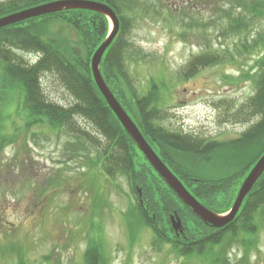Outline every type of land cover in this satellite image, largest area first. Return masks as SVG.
<instances>
[{
  "label": "rangeland",
  "instance_id": "374dc122",
  "mask_svg": "<svg viewBox=\"0 0 264 264\" xmlns=\"http://www.w3.org/2000/svg\"><path fill=\"white\" fill-rule=\"evenodd\" d=\"M258 3L264 0H140L127 11L128 72L139 95L158 86L155 126L223 142L240 138L257 122L248 104L257 94L254 63L263 50L255 39L264 30V5L251 11ZM236 19L240 31L231 29ZM46 25L42 35L65 46L74 61L91 62L72 25L62 19ZM206 53H219L224 61L185 77L190 61ZM19 54L32 65L39 58ZM42 76L50 103L74 102L55 72ZM7 96L0 99V264H19L21 258L25 264H82L96 237L100 253L108 256L105 264H264V215L257 232L242 235L239 243L226 234L225 244L202 255L185 256L156 241L146 225L129 227L125 216L135 198L128 179L121 171L104 173L101 150L92 149L89 135L58 129L28 111L24 96ZM76 121L75 129L101 139L92 123L80 116Z\"/></svg>",
  "mask_w": 264,
  "mask_h": 264
},
{
  "label": "trees",
  "instance_id": "16d2710c",
  "mask_svg": "<svg viewBox=\"0 0 264 264\" xmlns=\"http://www.w3.org/2000/svg\"><path fill=\"white\" fill-rule=\"evenodd\" d=\"M51 1L55 0H0V18ZM96 1L113 7L121 20L120 32L101 61V73L107 85L157 154L188 190L215 213L227 212L245 178L264 154V30L255 39V44L263 50L262 56L254 63L257 94L248 104L250 115L254 113L257 122L233 141L200 139L196 135L173 133L155 126L153 119L161 112L158 86L152 84L145 95H139L134 87L126 62L129 50L125 38L129 28L126 13L135 10L140 0ZM260 5L264 4H255L251 11L258 10ZM245 8L250 9L248 6ZM51 19H62L72 25L91 57L110 29L106 16L80 9L65 10L0 28V99L9 94L24 96V106L28 111L47 118L58 129L70 128V134L75 137L89 135L92 149L101 150L98 160L104 173L112 176L121 171L128 179L135 198V204L129 206L125 216L128 226L146 225L154 233L156 241L173 250L185 256L202 255L205 249L222 242L225 244L226 236L239 243L243 241L240 238L242 235L257 232L264 215V173L246 196L233 222L223 228L205 223L156 172L117 119L95 83L91 62L83 58L74 61L65 46L42 35V30H47L46 23ZM239 21L236 19L231 29L240 31L242 25ZM19 52L36 53L38 61L32 65V61L23 60ZM223 61L219 53L196 56L187 65L185 77L193 76L198 67ZM45 71L55 72L60 83L74 97L70 106L50 103L45 98L40 82ZM78 116L92 123L101 134V139L92 138L88 131L80 127L75 129ZM175 212L184 225L180 236L171 225ZM168 229L170 232H167ZM98 238H92L84 251L82 264H105L108 256L105 251L100 253L101 240ZM218 257L222 256L219 254ZM44 259L49 261L50 257ZM214 262L212 260L210 264ZM60 263L63 264L60 260L56 261V264ZM19 264H25L23 258Z\"/></svg>",
  "mask_w": 264,
  "mask_h": 264
},
{
  "label": "water",
  "instance_id": "95a60500",
  "mask_svg": "<svg viewBox=\"0 0 264 264\" xmlns=\"http://www.w3.org/2000/svg\"><path fill=\"white\" fill-rule=\"evenodd\" d=\"M76 9L90 10L101 13L106 16L109 21L110 29L108 35L91 58L92 75L99 91L103 95L109 107L128 134L132 137L139 150L143 153L145 158L156 170V172L165 180L168 186L178 195L185 205L193 210V212L201 220L213 226L214 228H223L233 222L239 213L246 196L264 173V154L259 158L245 178L232 207L227 212L218 214L210 210L207 206L203 205L157 154L135 121L121 105L104 80V77L101 73V61L107 49L114 42L121 29L120 17L117 15L113 7L96 0H55L1 17L0 28L29 19L38 18L65 10ZM171 220L172 225L177 232H182L184 230L182 220L177 212L172 215Z\"/></svg>",
  "mask_w": 264,
  "mask_h": 264
},
{
  "label": "flooded vegetation",
  "instance_id": "af4514ba",
  "mask_svg": "<svg viewBox=\"0 0 264 264\" xmlns=\"http://www.w3.org/2000/svg\"><path fill=\"white\" fill-rule=\"evenodd\" d=\"M182 233H183V231H182V232H181V231H178V232H177V234H178L179 236H180V234H182Z\"/></svg>",
  "mask_w": 264,
  "mask_h": 264
}]
</instances>
